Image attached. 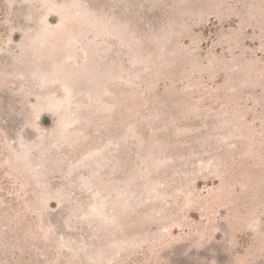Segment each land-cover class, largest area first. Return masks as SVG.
<instances>
[{"label": "rangeland", "instance_id": "rangeland-1", "mask_svg": "<svg viewBox=\"0 0 264 264\" xmlns=\"http://www.w3.org/2000/svg\"><path fill=\"white\" fill-rule=\"evenodd\" d=\"M0 264H264V0H0Z\"/></svg>", "mask_w": 264, "mask_h": 264}, {"label": "trees", "instance_id": "trees-1", "mask_svg": "<svg viewBox=\"0 0 264 264\" xmlns=\"http://www.w3.org/2000/svg\"><path fill=\"white\" fill-rule=\"evenodd\" d=\"M47 121H48V122H50V119H49V118H47Z\"/></svg>", "mask_w": 264, "mask_h": 264}]
</instances>
